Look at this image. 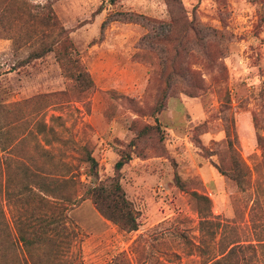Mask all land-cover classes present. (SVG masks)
<instances>
[{
  "label": "rangeland",
  "instance_id": "1",
  "mask_svg": "<svg viewBox=\"0 0 264 264\" xmlns=\"http://www.w3.org/2000/svg\"><path fill=\"white\" fill-rule=\"evenodd\" d=\"M180 1L0 0V123H11L15 159L63 178L75 199L68 216L76 236L63 264H206L235 240L256 243L238 264H264L257 244L264 239V0ZM47 2L92 76L88 90L66 76L54 52L28 58L40 45L29 34L40 28L30 14ZM177 6L210 28L204 42L216 54L201 64L212 56L189 31L186 55L205 89L168 97L155 116L163 45L147 42ZM127 151L121 183L140 211L136 231L105 218L87 194L97 181L87 156L104 180ZM234 153L241 184L230 177Z\"/></svg>",
  "mask_w": 264,
  "mask_h": 264
},
{
  "label": "trees",
  "instance_id": "2",
  "mask_svg": "<svg viewBox=\"0 0 264 264\" xmlns=\"http://www.w3.org/2000/svg\"><path fill=\"white\" fill-rule=\"evenodd\" d=\"M167 2L170 6H179L181 1ZM178 6L170 8L171 19L162 25L165 27L163 32L147 42L151 48L160 49L163 45L161 54H157L158 62L154 70L155 78L163 84L155 116L166 108L168 97L178 92L196 97L205 89L203 76L191 66L190 56L186 55L189 53L188 47L193 46L188 38L189 31L198 35L195 39L197 44H200L201 39L202 47L208 51L205 54L212 56L201 61V64L209 63L216 54L208 50L210 41L209 44L204 42L210 34V28L197 21L196 13L188 16ZM30 16L32 20H39L40 28L33 27L29 34L37 36L40 45L28 58H40L54 52L66 76L77 82L82 90L90 89L94 85L92 76L80 60L70 31L60 22L52 4L44 3L39 14L31 13ZM182 20L185 26L178 33L177 25ZM153 60L151 57V62ZM155 121L154 129L161 131L163 125L158 117H155ZM10 127L11 123H0V264H63L62 257L70 250L76 236L68 216V204L74 205L75 199L63 187V178L61 180L40 170L32 171L23 156L15 159L11 152V138L6 135ZM143 131L147 132L148 128ZM131 159L130 152L122 153L115 163L114 174L101 180L99 162L92 155L87 156L89 175L97 179L87 194L105 218L125 231H136L140 226V211L129 199L121 183L122 168ZM233 160L230 177L241 184L242 162L236 153ZM13 162L18 164L16 170L11 168ZM248 242V245L243 240L230 242L223 247L219 256L206 264H238L241 261L240 253L244 254L247 248L256 244ZM257 242L264 246V239H258ZM234 258L237 259L236 263Z\"/></svg>",
  "mask_w": 264,
  "mask_h": 264
}]
</instances>
